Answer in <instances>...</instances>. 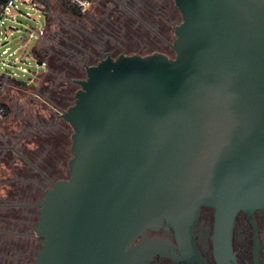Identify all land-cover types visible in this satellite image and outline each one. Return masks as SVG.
Masks as SVG:
<instances>
[{
  "label": "water",
  "instance_id": "obj_1",
  "mask_svg": "<svg viewBox=\"0 0 264 264\" xmlns=\"http://www.w3.org/2000/svg\"><path fill=\"white\" fill-rule=\"evenodd\" d=\"M175 3L174 56L105 54L77 81L69 177L37 202L33 264H142L135 238L209 194L218 218L233 204L228 229L245 204L264 211V0Z\"/></svg>",
  "mask_w": 264,
  "mask_h": 264
},
{
  "label": "rangeland",
  "instance_id": "obj_2",
  "mask_svg": "<svg viewBox=\"0 0 264 264\" xmlns=\"http://www.w3.org/2000/svg\"><path fill=\"white\" fill-rule=\"evenodd\" d=\"M171 2L170 0H94L93 6L78 16L69 13L59 2L52 0L49 10L50 19L47 21L42 10L21 6L24 13H29L32 17L18 15L19 22H10L19 28V31H15L10 36L8 44L11 50L17 51L13 58L19 57L22 54L21 48L26 45L30 52L35 49L47 55L43 65H39L33 57L27 60L31 72L21 75L20 80L30 82V85L11 84L4 94L3 101L6 102L9 112L5 117L0 118V227L5 225L2 220L8 221L15 217L20 221L22 210L27 212V208L20 207L17 211L11 210L10 204L34 201L42 195L41 173L12 147H16L23 156L33 161L34 157L39 156L40 152H37L39 144L42 146L49 138L52 140L60 136L56 135L60 133L57 132L58 130L49 129L45 124L54 122L58 110L61 111L63 101L70 103L74 101L75 94L81 87L74 79H84L86 75L79 63L86 58L89 61H96L101 56L99 52L101 41L108 50L114 52L112 54L115 57L120 53L146 55L156 51L172 55L168 43L152 29L160 32L171 42L174 40L172 24L180 23L182 19L174 2ZM30 31H34L35 37L27 43L26 38ZM62 55L66 56L67 60H64ZM76 55L77 70L73 71L72 66L76 65V61L72 57ZM68 59H72V62ZM47 65L53 68L52 72H46ZM63 66L67 70L66 77L68 76L69 80L61 76L63 74L59 68ZM19 72L21 73L20 70ZM71 133H69V147L72 143ZM72 155L73 152L67 155L68 160ZM50 160L54 161V159ZM41 167L43 170L48 168L46 158ZM30 173L32 176H29ZM18 229H21L20 225ZM1 236L5 237L2 234ZM18 240L24 252L17 253L16 261L19 264H28V259L32 258L33 263L41 244L31 256L32 252L28 247L30 243L20 237ZM5 241L8 244L10 238L6 237ZM3 247H0L2 252L0 264H16L15 260L10 259L16 252L5 250ZM5 252L7 256L3 255Z\"/></svg>",
  "mask_w": 264,
  "mask_h": 264
},
{
  "label": "flooded vegetation",
  "instance_id": "obj_3",
  "mask_svg": "<svg viewBox=\"0 0 264 264\" xmlns=\"http://www.w3.org/2000/svg\"><path fill=\"white\" fill-rule=\"evenodd\" d=\"M171 1L174 2L175 8L178 9L175 0ZM180 23L176 24V22H173L172 24L171 31L173 32L174 39L176 37L175 26ZM152 29L170 46L172 55H167L174 56L175 51L171 47V43L174 40L171 42L160 32L154 28ZM99 52L101 56L96 61H89L86 58V60L82 59L81 63H79L80 67L84 69L85 74L87 73V67L91 64H97L105 57V54L116 58L112 54L114 52L108 50L103 41H101ZM74 60L76 61V65L72 66V70L76 71L77 55ZM59 69L67 72L64 66ZM52 71L53 68L47 65L46 72ZM74 81L78 83L77 79H74ZM74 102L75 98L72 103L63 101L61 111L58 110L54 122L45 124L49 129L58 130L57 132L60 133H56V135L59 134L60 136L58 138L54 137L52 140H49V138L42 146L39 144L37 152L40 153L39 156L34 157L35 161L23 156L22 152L17 150L16 147H12L22 155L24 160L40 172L43 177V181H40L42 183V186H40L42 188V195L37 198L38 200L20 201L10 204L11 210L17 211L19 207L23 209L27 208L26 213L22 210L20 221H17L18 218L15 217L8 221L2 220L5 225L0 227V233L3 232L5 237L0 238V247L6 245L3 248L16 252L14 256L10 257L12 260L16 261L18 257L17 253H20L18 251L21 250V244L18 243L19 237L30 243L28 247L32 252L31 256L36 253L42 239L35 233V226L39 218V206L37 202L44 196V191L51 186L52 181L67 179L69 177L67 172L69 162L67 155L72 152V143L69 147V133H73V128L62 117V113ZM45 158L48 168L43 170L41 165ZM50 159H54V161ZM29 176H32V174L30 173ZM207 197V201L210 203L201 204L194 219H185V221H181L182 224L180 226H173L164 219L158 228H148L144 235L137 236L129 245V249L139 248L138 254L144 257L142 264H264V211L261 208L251 209L245 204L243 208H240L236 212L232 226L228 229L225 225L231 215L233 204L228 203L224 213L218 218L217 209L213 203L217 202L219 196L209 194ZM19 225L21 227L20 230L18 229ZM6 237L10 238L8 244L5 241ZM154 239L157 240L154 243L148 241ZM23 252L21 250L22 254ZM33 263L32 258L28 259V264ZM16 264H19L18 261H16Z\"/></svg>",
  "mask_w": 264,
  "mask_h": 264
},
{
  "label": "built area",
  "instance_id": "obj_4",
  "mask_svg": "<svg viewBox=\"0 0 264 264\" xmlns=\"http://www.w3.org/2000/svg\"><path fill=\"white\" fill-rule=\"evenodd\" d=\"M71 1L77 4L82 10H87L93 3V0ZM22 5L31 6L33 9L42 10L44 12L43 5L36 0H0V96L5 93L13 81L23 82L20 80V76L31 72L27 66L29 57H33L38 61V58L34 55L35 49L30 52L27 45L21 48L22 54L15 58H13V55L17 53V51L11 50L10 46H8L10 36L15 31H19V28L10 24V22H19L18 15L32 17L29 13H24L21 8ZM34 37V31H30L29 36L26 38V42H30ZM15 68H18L21 73ZM34 75H36V73H34ZM24 83L30 85V82ZM5 113L6 109L3 100L0 99V118H3Z\"/></svg>",
  "mask_w": 264,
  "mask_h": 264
},
{
  "label": "trees",
  "instance_id": "obj_5",
  "mask_svg": "<svg viewBox=\"0 0 264 264\" xmlns=\"http://www.w3.org/2000/svg\"><path fill=\"white\" fill-rule=\"evenodd\" d=\"M36 1H38L39 3H41V4L43 5V7H44V12H45V17H46V21L49 20V19H50V18H49V10L51 9V2H52V0H36ZM55 1L59 2V3L61 4V6H62L66 11H68L69 13H71V14H73V15H78V16H80V15L83 14V12L86 11V10H82L77 4L73 3L71 0H55ZM93 1H94V0H93ZM63 54L65 55L66 53H63ZM34 55H35V57H37L38 59H41V60H44V61H45V58H46L45 55H47V53L44 54V53H42V52H39L38 50H35ZM64 55H62V57L64 58V60H67V57L64 56ZM73 58L75 59V57H72V59H73ZM72 59H70V60L68 59V60L72 62ZM64 60H63V61H64ZM66 73H67V72L62 71V74H63V75H61V74H60V75L62 76V78L66 79V80H69L68 76L66 77ZM60 75H59V76H60ZM12 84H26V83H24V82H20V81H13ZM4 94H5V93H4ZM4 94L0 96V99L4 100ZM3 104H4L5 109H6V113H5V116H6V115L8 114V112H9V108H8V106H7V104H6L5 101H3ZM5 116H4V117H5ZM1 234L4 235V233H3V232L0 233V238L2 237ZM0 240H1V239H0ZM4 249L7 250L6 248H4ZM11 251H13V250H11ZM20 251H21V250H19V252H20ZM1 253H2V252H0V256H1ZM5 254H6V252L3 253V255H5ZM6 256H7V254H6Z\"/></svg>",
  "mask_w": 264,
  "mask_h": 264
}]
</instances>
